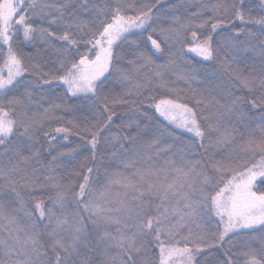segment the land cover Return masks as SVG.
<instances>
[{
  "label": "snow or ice",
  "instance_id": "1",
  "mask_svg": "<svg viewBox=\"0 0 264 264\" xmlns=\"http://www.w3.org/2000/svg\"><path fill=\"white\" fill-rule=\"evenodd\" d=\"M160 4L0 0V264H264V0H201L170 20ZM24 43L51 51L52 69L26 79ZM249 51L259 64L240 68ZM157 84L176 99L141 111L132 97ZM74 99L90 119L56 115ZM118 106L129 118L114 126ZM177 129L191 138L178 158Z\"/></svg>",
  "mask_w": 264,
  "mask_h": 264
},
{
  "label": "trees",
  "instance_id": "2",
  "mask_svg": "<svg viewBox=\"0 0 264 264\" xmlns=\"http://www.w3.org/2000/svg\"><path fill=\"white\" fill-rule=\"evenodd\" d=\"M128 2H133V0H128ZM136 3H143L145 0H135ZM152 2H155V0H152ZM247 2V0H246ZM259 0H252L253 4L258 3ZM201 3V0H161V4L158 6L159 9L167 13L164 19L170 20L172 16L174 15H180V16H185L190 14L191 12L196 11L197 6ZM254 14H257L256 11H254ZM37 23H39V20H37ZM237 26H239V23L237 22ZM210 27V26H209ZM255 31H258V29H254ZM205 35H207V31L204 32ZM218 39V37H217ZM17 50L21 52V54L24 55V60L27 65H29V74L25 77L26 79L30 80L33 78L32 76V70L31 66L40 63L43 67L44 71H48L52 69V63L51 61L55 59V56L52 54L51 51H46L45 47L42 44H17ZM84 49L81 48V51ZM175 51V49L173 50ZM188 58H192V54H189ZM163 61H158V63H161ZM253 64L258 65L259 64V58L256 56L255 53L246 52L242 54V62L239 64L240 68H246V67H251ZM198 66V65H197ZM167 79L174 80L175 76L172 75L171 73L166 77ZM199 79V78H198ZM170 87H174L177 89L183 90L180 93V99L179 102L184 103L188 102V99L191 97V93L188 91V85L185 84L184 82H177L173 85H170ZM191 87L196 88L198 85L196 83H193ZM54 91L58 95H63V89L54 86ZM116 91H124V89L121 86H117ZM238 95H242L244 93H241L240 91H237ZM11 94H9L10 96ZM133 99H138V106L141 108V111L147 110L149 108V105H154V103L160 99H176V93H170L168 89L166 88H160L159 85H155L151 90H144L143 94L139 97H132ZM52 99L50 98L48 100V103L52 102ZM6 103V100H5ZM68 103L73 106L75 111L65 114L63 111H58L56 113L57 116H62L64 118V121L68 119H72L74 117H78L81 122H83L84 117H88L89 119L91 118V113L86 110V105L87 101L81 100V99H74V100H69ZM189 106H192L191 104ZM44 107H47V103L44 104ZM117 113V118L114 120V126L118 125L121 123V115H123V118L127 120L129 117L126 113L130 112V109L125 108L124 106H118L114 109ZM33 111H38L42 112V109H37L35 106L33 107ZM154 111V108L152 109ZM258 115V113H257ZM161 121L166 128L169 130L173 127L171 125H167L166 121H163L161 118ZM258 122V121H257ZM63 123L62 121H52L46 126L47 128H52L54 129L57 126H60V124ZM66 126V125H65ZM254 126V125H253ZM175 135L180 136V141L176 145V147L173 149V152L177 153V157L179 156V149L183 147L184 144H187L190 142V136L187 133L181 134V130L177 129L175 130ZM71 144H69V147H74L77 143H82L83 140L80 137H77L73 135L71 137ZM63 142V138L61 137V143ZM166 142L168 144L172 143V140L166 137ZM239 143V142H237ZM162 147L164 145H161ZM46 147V145H45ZM57 151H63V149L58 148ZM190 152L192 155L189 157L190 159H199L200 158V150L197 148H192L190 149ZM90 153L88 152H81L80 156L76 157L73 159L72 157H65L63 158L62 163L67 164L68 167L64 168L61 167L59 169V174L64 175L66 172H70L72 170H79V164L82 161L83 157L86 155H89ZM55 155V153H53ZM172 158V155L169 154L167 157H161L158 160V164H163L165 159ZM237 158L241 163L250 161L255 162V160H252L251 154L245 155L243 152H238L237 153ZM256 159H259V157H256ZM111 171V169H110ZM103 172L104 169H101V177H103ZM72 177H69L71 179ZM104 180L101 179L100 183H103ZM2 183V181H0ZM39 195V193H37ZM21 223H24L22 214H21ZM214 227V225H213ZM234 244L233 247V252H239L243 248V243L246 241L247 237L240 235L236 237L231 238ZM227 246V245H226ZM222 251V250H221ZM203 259V258H202Z\"/></svg>",
  "mask_w": 264,
  "mask_h": 264
},
{
  "label": "rangeland",
  "instance_id": "3",
  "mask_svg": "<svg viewBox=\"0 0 264 264\" xmlns=\"http://www.w3.org/2000/svg\"><path fill=\"white\" fill-rule=\"evenodd\" d=\"M260 187H264V185H260Z\"/></svg>",
  "mask_w": 264,
  "mask_h": 264
}]
</instances>
